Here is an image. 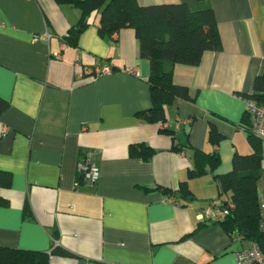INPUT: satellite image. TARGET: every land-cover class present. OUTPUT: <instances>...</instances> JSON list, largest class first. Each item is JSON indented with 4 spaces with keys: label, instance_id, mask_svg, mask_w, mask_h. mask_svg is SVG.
I'll return each mask as SVG.
<instances>
[{
    "label": "crops",
    "instance_id": "0c3cea01",
    "mask_svg": "<svg viewBox=\"0 0 264 264\" xmlns=\"http://www.w3.org/2000/svg\"><path fill=\"white\" fill-rule=\"evenodd\" d=\"M136 1L184 2L211 9L216 21L220 48L204 51L197 65L173 66V82L191 99L174 98L163 121L141 114L152 105L149 61L132 28L101 34L98 9L70 45L63 37L79 7L0 0V97L8 101L0 171L11 175L0 187V246L48 253V264H237L250 239H232L201 214L229 198L215 175L231 170L235 153L252 152L242 96L264 73V0ZM103 68L110 72H86ZM132 144L151 155H131ZM193 148L218 160L188 177ZM89 151L99 167L92 184L76 172ZM55 246L65 253L51 252Z\"/></svg>",
    "mask_w": 264,
    "mask_h": 264
},
{
    "label": "trees",
    "instance_id": "16d2710c",
    "mask_svg": "<svg viewBox=\"0 0 264 264\" xmlns=\"http://www.w3.org/2000/svg\"><path fill=\"white\" fill-rule=\"evenodd\" d=\"M56 1L71 3L80 9L78 22L63 37L67 44L75 45L79 34L89 25V15L98 9V30L101 34L110 36L125 27L134 30L139 56L149 61L147 82L152 105L141 112L149 121H163L165 108L174 98L191 99L186 86L173 82V66L197 65L204 51L220 48L216 21L211 9L191 11L184 2L140 5L136 0ZM242 97L264 98V73L256 77L254 92ZM7 106L8 101L0 97V114ZM245 123L243 126L248 132L247 122ZM248 134L252 152L246 155L235 153L231 170L215 175L219 194L229 193L228 200L221 204L228 207V213L217 221L222 223L232 239L236 236H240L239 239H250L264 253V226H261L256 190L260 175L261 140L249 132ZM192 151L193 166L188 177L199 175L206 163L218 160L214 154L200 149L193 148ZM129 153L147 158L152 150L142 144H132L129 146ZM10 180V173L0 171V187L9 186ZM180 191L183 196L188 194L186 180L181 182ZM0 202L5 203L6 200L0 199ZM25 210L26 213L29 212ZM58 250L55 246L51 252ZM59 253L65 252L59 250ZM0 264H48V253L0 246Z\"/></svg>",
    "mask_w": 264,
    "mask_h": 264
},
{
    "label": "built area",
    "instance_id": "2783aa9c",
    "mask_svg": "<svg viewBox=\"0 0 264 264\" xmlns=\"http://www.w3.org/2000/svg\"><path fill=\"white\" fill-rule=\"evenodd\" d=\"M116 33H113L115 36ZM90 74L109 73V68L93 69L86 71ZM244 114L247 119L248 132L255 138L264 141V98H243ZM76 172L85 182L94 183L99 178V167L95 162V153L89 151L76 165ZM78 183H76V186ZM258 209L261 220V226H264V192L258 196ZM231 206V204H229ZM228 213V207H219L216 204L206 206L201 217L216 221ZM240 236L234 237L239 239ZM237 264H264V253L260 251L255 242H250L247 248L238 250L235 254Z\"/></svg>",
    "mask_w": 264,
    "mask_h": 264
}]
</instances>
